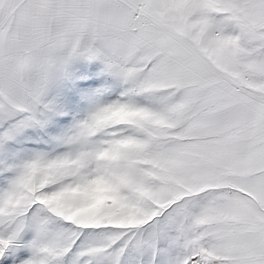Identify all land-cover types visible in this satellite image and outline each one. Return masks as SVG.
Segmentation results:
<instances>
[{
    "label": "snow or ice",
    "instance_id": "snow-or-ice-1",
    "mask_svg": "<svg viewBox=\"0 0 264 264\" xmlns=\"http://www.w3.org/2000/svg\"><path fill=\"white\" fill-rule=\"evenodd\" d=\"M0 264H264V0H0Z\"/></svg>",
    "mask_w": 264,
    "mask_h": 264
},
{
    "label": "clouds",
    "instance_id": "clouds-1",
    "mask_svg": "<svg viewBox=\"0 0 264 264\" xmlns=\"http://www.w3.org/2000/svg\"><path fill=\"white\" fill-rule=\"evenodd\" d=\"M99 201H97V203H98Z\"/></svg>",
    "mask_w": 264,
    "mask_h": 264
}]
</instances>
